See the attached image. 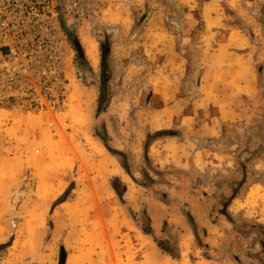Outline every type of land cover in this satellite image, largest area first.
Here are the masks:
<instances>
[{"label":"rangeland","instance_id":"374dc122","mask_svg":"<svg viewBox=\"0 0 264 264\" xmlns=\"http://www.w3.org/2000/svg\"><path fill=\"white\" fill-rule=\"evenodd\" d=\"M135 1L86 0L81 14L62 19L69 83L62 112L0 100V264H264V215L255 211L264 194L249 193L251 207L235 201L253 184L264 186V154L239 157L249 182L227 215L218 214L213 195L229 194L230 182L242 179L239 150L233 168L212 163L207 170L204 180L213 168L217 180L204 183L199 208L197 196L188 201L176 194L198 187V172L160 167L148 154L157 137L156 151L166 152L167 164L175 146L187 145L186 161L201 145H213V138L181 124L183 115L195 113L222 30H236L238 41L241 34L253 38L259 92L235 98L243 119L238 126L222 123L225 140L215 143L263 146L264 0ZM90 41L96 64L87 53ZM221 69L232 79L230 65ZM206 102L197 125L219 115L213 101ZM213 221L226 226L219 228L224 239L216 248Z\"/></svg>","mask_w":264,"mask_h":264},{"label":"built area","instance_id":"2783aa9c","mask_svg":"<svg viewBox=\"0 0 264 264\" xmlns=\"http://www.w3.org/2000/svg\"><path fill=\"white\" fill-rule=\"evenodd\" d=\"M86 0H0V100L62 112L68 100L62 19Z\"/></svg>","mask_w":264,"mask_h":264},{"label":"crops","instance_id":"0c3cea01","mask_svg":"<svg viewBox=\"0 0 264 264\" xmlns=\"http://www.w3.org/2000/svg\"><path fill=\"white\" fill-rule=\"evenodd\" d=\"M226 1L230 5L234 0ZM134 3L138 4L139 1L137 0ZM206 9V13L208 14L209 7ZM210 14L212 15L213 13L210 12ZM206 19H208L207 16ZM234 31L236 30H222L221 33L217 36L219 50L218 52L215 51L213 53L210 64L204 71L202 78L203 81L200 84L201 96L197 100H195L194 103L195 113H187L183 115L182 118L183 120L181 127H183L186 132L195 130L196 133L199 132V135L201 137L205 136L207 139L213 138V145H201L194 150V153L190 156V158H187L186 161L185 154L188 150L187 145L180 144L179 148L175 146L176 152L172 154V157L169 159L170 162L168 164L163 158V153L166 155V152L163 151V153L159 154V151H156L155 143L161 138L157 137L149 146L148 154L150 158L152 159L154 154V156L159 159L154 161L160 167H176L182 171H185L187 169H195L198 172V174L201 176L200 184L198 187H181V189L176 191V194L178 193V196L180 195L179 197L182 196L185 199H189L191 196H197L200 203V205L197 206L198 208L205 204L203 201V197L199 195L200 192L205 194L208 191L203 186L204 183L207 182L210 185L214 186L215 181L217 180L218 170L216 171V169L214 168L213 170H215L216 172L213 171V177H210V179L209 177H207V179L204 180L207 170L210 169L212 163L213 166L215 165L218 169L222 170H229L233 168L236 152L240 149V144L235 140H231L224 145H222V143H215V140H225L223 139L224 136L222 131V123L238 126L243 119L242 112L237 107H233V101H235V98L238 95L255 96L259 92L258 71L254 63L255 56L249 48L253 45V38L241 34V40L238 41V34ZM229 46L234 47L235 50L243 49L245 50V52H240L239 54L236 53V55H229L227 51V47ZM216 55H219L221 58H218L219 56ZM227 65H230L231 70L234 73L231 77L232 79L228 78V74L225 75L224 72H222V66L226 67ZM220 85H222L223 88L219 91L218 89ZM226 87H228L229 90H227ZM205 101H213V105L218 108L217 110H219V115H209L207 116L205 121L199 122V125H197V121L199 120V111L204 113V109L205 107H207V104L205 107H201L202 103H204ZM198 108H201V110H198ZM172 126L173 124H170V126L167 125V127L169 128H171ZM162 128L163 127H159L157 130H160ZM178 139L180 138L178 137ZM195 142L198 144L199 141L195 140ZM257 184L258 183L253 184L250 187L247 195H244L243 198H238L237 200H235L241 201L243 205L242 208L253 206V204H249L247 199V196L252 189L257 191L256 197H258L260 194H264V186L262 185V188L257 189ZM174 187L178 189L176 185ZM255 211L258 215H264V204L260 210L255 209ZM194 215L197 217V220L201 225H206V223L201 220V217L198 214ZM219 228L223 231H226V226L222 222L213 221V247L215 248L218 244L221 245L224 239L222 236L223 231L220 233ZM215 235L218 236L215 237Z\"/></svg>","mask_w":264,"mask_h":264},{"label":"trees","instance_id":"16d2710c","mask_svg":"<svg viewBox=\"0 0 264 264\" xmlns=\"http://www.w3.org/2000/svg\"><path fill=\"white\" fill-rule=\"evenodd\" d=\"M261 22L263 23V20L261 19ZM101 99H102V97H101ZM101 109H102V107H101ZM225 131L223 130V133H224ZM160 133V132H159ZM104 139V138H103ZM106 139H104V141H105ZM150 142H151V139H150V137H149V139L147 140V144H146V149L148 148V145L150 144ZM262 142H263V146H260L259 148H250V147H247V148H245V149H243V148H240L239 149V151H238V153H237V156H238V163H239V165H240V167H241V170L243 171V177H242V179H239V180H234V181H232V182H230V184L228 185V187H230V193L229 194H222V195H220V196H216V194L215 195H213V199L214 200H218V202L221 204V208H220V210H218V214H222V215H224V214H226L227 215V212H228V210H227V207L231 204V202L233 201V199L235 198V197H237L241 192H242V190H243V188L244 187H246L247 185V183L249 182V177H250V175H249V169H248V166H247V164H245L243 161H246L245 159H239V157L241 156V155H244V154H248V155H253V157L255 156V155H257L258 157H262L263 156V154H264V134H263V137H262ZM105 144H107V142L105 141ZM108 146V145H107ZM260 148H262L263 150L261 151V152H263L262 154H260L259 153V150H260ZM113 153H115V154H121L122 156H123V158L125 159V153H123V152H119L118 153V151L117 150H113ZM256 159V158H255ZM125 166V168L127 169V170H130L129 169V167H128V165L127 164H125L124 165ZM260 181V179H256V180H254V181H252V183H255V182H259ZM119 193L121 194V192L119 191ZM65 199H63L62 197L61 198H59V201L60 202H62V201H64ZM225 207V208H224ZM232 219V218H231ZM235 222V221H234ZM236 224V223H235ZM235 228H236V230L237 231H239V232H241L239 229H238V227L237 226H235ZM146 232H150V230H146ZM263 233H264V230H263Z\"/></svg>","mask_w":264,"mask_h":264},{"label":"bare ground","instance_id":"6f19581e","mask_svg":"<svg viewBox=\"0 0 264 264\" xmlns=\"http://www.w3.org/2000/svg\"><path fill=\"white\" fill-rule=\"evenodd\" d=\"M96 51H97L96 44H95L93 41H90V42H89V46H88V51H87V53H88L89 57L91 58V61H92L94 64L97 63V53H96ZM104 162H106V160H105ZM106 163H107V162H106ZM256 188H257V189H260V188H262V185H261V184H257V185H256ZM250 194H251V196L256 197L257 191L254 190V189H252L251 192H250Z\"/></svg>","mask_w":264,"mask_h":264}]
</instances>
